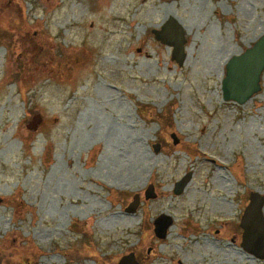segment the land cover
<instances>
[{
  "label": "rangeland",
  "instance_id": "1",
  "mask_svg": "<svg viewBox=\"0 0 264 264\" xmlns=\"http://www.w3.org/2000/svg\"><path fill=\"white\" fill-rule=\"evenodd\" d=\"M170 17L182 66L152 34ZM263 34L264 0H0V264H264L239 226L264 197V71L242 105L221 91Z\"/></svg>",
  "mask_w": 264,
  "mask_h": 264
},
{
  "label": "water",
  "instance_id": "2",
  "mask_svg": "<svg viewBox=\"0 0 264 264\" xmlns=\"http://www.w3.org/2000/svg\"><path fill=\"white\" fill-rule=\"evenodd\" d=\"M154 40L171 48V60L179 66L185 61L186 38L181 24L174 17H170L159 29H153ZM264 71V35L242 54L233 56L226 65V75L222 82V98L225 101H234L240 105L248 101L261 90V75ZM173 144L177 139L173 135ZM158 150V146H154ZM190 180V174L184 175L174 185V193L180 194ZM156 197L154 187L149 184L144 193L146 200ZM140 196L135 194L126 211L134 213ZM245 207L240 228L243 230L241 247L259 259H264V217L262 207L264 197L258 192H251ZM172 218L161 214L153 222V231L157 238L163 239L172 225ZM118 264H138L134 254L130 253L120 258Z\"/></svg>",
  "mask_w": 264,
  "mask_h": 264
},
{
  "label": "bare ground",
  "instance_id": "3",
  "mask_svg": "<svg viewBox=\"0 0 264 264\" xmlns=\"http://www.w3.org/2000/svg\"><path fill=\"white\" fill-rule=\"evenodd\" d=\"M244 8H245V11L248 10V8L246 7ZM217 57H219V54H216L214 58L216 59ZM213 62H215V60H213ZM124 143H125L124 146H126V149L125 150L123 149V152L119 153L124 158V160H126L127 162L128 161L135 162V161H141L143 159L145 150L141 144H137L135 141L133 142L129 140H125ZM123 153L125 156L123 155Z\"/></svg>",
  "mask_w": 264,
  "mask_h": 264
}]
</instances>
